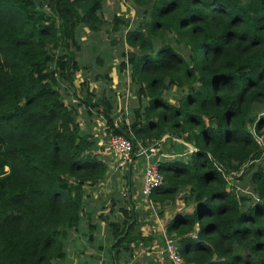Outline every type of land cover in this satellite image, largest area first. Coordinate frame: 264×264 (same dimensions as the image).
<instances>
[{
    "label": "trees",
    "instance_id": "1",
    "mask_svg": "<svg viewBox=\"0 0 264 264\" xmlns=\"http://www.w3.org/2000/svg\"><path fill=\"white\" fill-rule=\"evenodd\" d=\"M127 1L140 18L114 13L111 30L123 31L117 69L137 102L115 122L113 98L74 86L80 34L104 25L105 0H0V150L10 168L0 180V264L63 258L66 230L85 215L82 186L106 173L79 130L85 113L132 151L163 135L193 146L186 162H159L162 183L150 193L162 201L189 187L192 212L165 230L185 263L264 264V0ZM114 207L123 220L107 223L113 246L144 240L131 211Z\"/></svg>",
    "mask_w": 264,
    "mask_h": 264
},
{
    "label": "crops",
    "instance_id": "2",
    "mask_svg": "<svg viewBox=\"0 0 264 264\" xmlns=\"http://www.w3.org/2000/svg\"><path fill=\"white\" fill-rule=\"evenodd\" d=\"M104 4L109 7L108 0H105ZM118 5L120 7L119 3ZM104 7L105 5H103L102 10ZM115 7L116 4L110 7L108 11L114 10ZM132 18H129L130 23L137 19L132 20ZM82 31L85 29L83 28ZM121 32L123 31H118L119 35ZM101 75L103 74H75L74 86L76 89H80L87 84L88 89L93 91L95 96L104 95L113 98L116 106L115 111L118 112L115 118V122H117L122 107L117 108L115 99L119 98L118 91H121L119 89L120 84H122L121 81H125V94L130 91L133 94L130 95V98L136 104L133 85L131 86L129 74H117L116 78L113 79H111L113 77L111 74H106L105 79L101 78ZM123 76L124 79L122 80ZM81 82L83 84H79ZM94 82L97 83V87L90 85ZM107 82H110V85L105 84ZM67 99L72 100V96H66ZM95 118L100 119L99 125L105 129L104 121L100 117H96L95 114L90 117L87 116L89 123L83 120L85 132L81 129L84 133L89 134L95 142L92 153L104 162L107 171L94 187L90 198L85 200L84 211L91 213L88 216L83 215V219L81 217L76 228L66 230L63 239L64 256L60 260H54L51 264H168L165 255L159 253L163 247V239L166 237V224L178 213L192 212L194 204L188 199L189 187L180 186L172 199L162 201L153 199L150 194L147 197L142 196L140 194L142 173L148 160L141 154L135 155L134 150L133 158L134 156L138 157L134 160L132 158L128 167L116 168V150L109 145L108 134L103 137L93 134L92 126L96 122ZM156 146H158V151L150 159L159 162L178 159L186 162L188 156L195 151L191 144L173 136L158 141ZM111 202L114 203L116 210L118 207H123L127 211H131L134 221L132 234H139L144 240L125 242L126 249L120 245L113 246L116 240H113L107 223L118 224L123 220V217L119 211L110 209ZM86 217L92 221L86 220L83 223ZM91 223H93L92 226Z\"/></svg>",
    "mask_w": 264,
    "mask_h": 264
},
{
    "label": "rangeland",
    "instance_id": "3",
    "mask_svg": "<svg viewBox=\"0 0 264 264\" xmlns=\"http://www.w3.org/2000/svg\"><path fill=\"white\" fill-rule=\"evenodd\" d=\"M117 2L119 4L123 3L122 10L119 7ZM115 4H116V7L114 8V10L108 11L109 8L114 6ZM103 5H105L104 9L102 10V15H103V18L105 19L104 25L97 31V33H91L90 31H88L87 29L84 28L85 31H82V33L80 34L79 49L74 52L75 59L78 61L79 64H81L80 70L75 73L76 75L77 74H97V73L105 74L106 73V74H111L113 76V77H111V79H113V78H116L117 74H128L126 71H125V73L124 72L119 73V71L117 69V64L119 63V61L121 59L119 54L121 51L126 52L127 48L125 45H123L122 47H119V42L117 40L119 37V33H118V31H112L111 30V19H112L113 14L115 13L118 16L122 17L123 20H128V22H129V18H131V17H133L132 20H134V18H137V19L140 18L139 11H137L136 8H134V5L131 4L129 1L123 2V0H108L109 7H107L106 4H103ZM108 12H110V13H108ZM129 24H130V22H129ZM122 26L123 25L121 24L120 27H122ZM91 46L94 48L91 49ZM96 59H100V63L98 61H96ZM91 77H90V79H92ZM123 79H124V76H123L122 80ZM101 81H103V80H101ZM121 82H122V84H120L119 89H121V91H123V92L118 91V93H119L118 97L119 98L115 99V101H116L117 108L122 107L121 109H123V111H125L124 116L127 117L129 115L130 107L132 105H135V103L130 98V95H133V94L130 91H128L126 94L124 92V91H126L124 88V82L125 81H121ZM105 84L110 85V82L109 83L107 82ZM90 85H92V86L94 85L95 87H97V83H95V82L91 83ZM127 90H129V89H127ZM170 94H173V93L172 92L165 93L166 99L173 100V98H171L172 95L170 96ZM62 95H64V92L62 93ZM71 95L73 96L72 93H69L63 97L64 103L67 106L70 104H73L75 102V96L72 97V100L71 99L66 100V96L71 97ZM73 98H74V101H73ZM68 102H69V104H68ZM91 114L94 115V113L79 114L77 119H76L78 122V125H79V130L82 132V134L85 132V129H84L85 122L83 124V120H85V121H87V123H89L90 121L87 119V116L90 117ZM96 117H98V116H96ZM94 120H96V122L94 123V126H92L93 130H94L93 134L95 136H100V137L105 136V134H106L105 129L99 125L100 119L95 118ZM81 128L83 129L84 132L82 131ZM261 138H262V135L257 137L255 139V141L258 144H260ZM106 143H107V141H106ZM102 144H104V143L102 142ZM115 154H116V158H115V164H116V161L118 160L119 155L117 152ZM134 154H136V152H134ZM137 157L138 156H134L133 160L136 159ZM9 173H10L9 161L5 160V156L2 153V151L0 150V180L5 179L9 175ZM99 181H97L95 184L87 183V184H84L82 186V192L84 194V196H83V202H84L83 207H85V205H86L85 200L90 198V194L93 192L94 187L96 186V184ZM242 182L244 183V181H242ZM229 183L230 184L231 183L237 184L236 181H232V180H229ZM227 187L233 188L232 185H227ZM238 193L239 194H246V195L250 196L248 188H244V189H242V192H238ZM86 213H87V211H85V216H88L91 212H88L87 214ZM82 219H83V217H82ZM86 220L92 221L90 218L86 217L84 219L83 223H85ZM92 225H93V223H91V226Z\"/></svg>",
    "mask_w": 264,
    "mask_h": 264
},
{
    "label": "built area",
    "instance_id": "4",
    "mask_svg": "<svg viewBox=\"0 0 264 264\" xmlns=\"http://www.w3.org/2000/svg\"><path fill=\"white\" fill-rule=\"evenodd\" d=\"M170 137L169 135H163L159 141ZM108 143L119 155L116 167L120 169L128 167L133 158L131 141L120 136H109ZM137 147L136 154H141L148 160L143 169L140 187V194L147 197L154 188L162 183V176L158 172L159 161L150 159L158 151V146L155 144L148 147L137 145ZM159 253L165 255L168 264H193L184 262L179 255L175 239L170 236L164 238L163 247L159 250Z\"/></svg>",
    "mask_w": 264,
    "mask_h": 264
}]
</instances>
